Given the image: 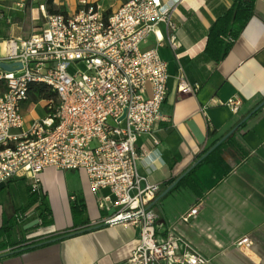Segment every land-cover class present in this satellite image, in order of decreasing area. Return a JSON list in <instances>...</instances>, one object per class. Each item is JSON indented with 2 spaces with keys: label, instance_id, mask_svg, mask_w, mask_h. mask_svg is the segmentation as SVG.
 <instances>
[{
  "label": "crops",
  "instance_id": "obj_1",
  "mask_svg": "<svg viewBox=\"0 0 264 264\" xmlns=\"http://www.w3.org/2000/svg\"><path fill=\"white\" fill-rule=\"evenodd\" d=\"M82 1L109 14L129 0H54V5L71 15ZM235 1L182 0L173 29L159 27L163 40L151 35L141 45L143 51L157 49L168 64L162 106L166 121L137 141L138 172L146 180L142 187L159 185L160 195L264 101V0H256L254 15L224 59L217 63L206 54L211 26ZM43 3L0 0V58L9 41L43 30ZM180 69L198 88L195 94L179 93ZM235 96L242 101L238 113L225 105ZM231 137L152 209L159 216L160 237L176 232L184 241L182 252H197L210 264H264V107ZM156 153L162 154L163 167L149 164ZM105 195L109 192H92L84 170L47 168L37 178L0 184V230L11 227L0 264H125L140 243V229L107 224L113 212L100 207ZM75 204L82 206L77 218ZM195 207L198 216L184 222L182 217ZM43 211L50 224H44ZM65 231L71 234L50 242ZM242 237L252 245L236 247Z\"/></svg>",
  "mask_w": 264,
  "mask_h": 264
},
{
  "label": "built area",
  "instance_id": "obj_2",
  "mask_svg": "<svg viewBox=\"0 0 264 264\" xmlns=\"http://www.w3.org/2000/svg\"><path fill=\"white\" fill-rule=\"evenodd\" d=\"M181 2L129 0L108 14L82 1L71 15L49 14L43 3V30L23 41H9L0 58V63L23 65L15 72L0 68V184L37 178L47 168L84 170L95 195L109 192L100 196V207L113 212L107 224L140 229V243L125 264H210L197 252H182L184 241L176 232L160 237L152 205L162 189L149 183L142 187L146 180L138 172L137 141L166 121L162 106L169 81L168 64L158 50L143 51L141 45L151 35L163 40L159 27L173 29V14ZM180 71L179 93L195 94L198 88ZM31 84L46 85L57 102L45 101L47 115L26 127L24 106ZM241 104L237 96L225 103L234 113ZM198 214L195 207L182 220ZM251 245L249 237L235 242L240 248Z\"/></svg>",
  "mask_w": 264,
  "mask_h": 264
},
{
  "label": "trees",
  "instance_id": "obj_3",
  "mask_svg": "<svg viewBox=\"0 0 264 264\" xmlns=\"http://www.w3.org/2000/svg\"><path fill=\"white\" fill-rule=\"evenodd\" d=\"M255 2L256 0H236L233 6L221 17H219L217 21L211 26L209 40L206 47V54H208V56H210L215 62L218 63L227 56L234 41L238 39L248 21L254 15ZM45 4L49 14H66V12L56 9L54 0H45ZM29 96V103L32 104H37L41 101L48 100H54L57 102L56 95L50 91L46 85L43 84H31ZM231 138L232 137L228 138L221 146L230 141ZM221 146L219 148H221ZM219 148L210 154L204 161H207L211 156L217 153ZM208 151L209 150L200 155L198 160L201 159ZM200 164H198V166ZM81 208L82 206H78L76 204L73 206V214L76 218L81 214ZM42 216L44 224L51 223L49 220H47L48 215L46 211H43ZM10 228L11 227L7 225L0 230V251L5 250L9 246L7 238ZM69 234H71V231H65L64 233L58 235V237H67Z\"/></svg>",
  "mask_w": 264,
  "mask_h": 264
},
{
  "label": "water",
  "instance_id": "obj_4",
  "mask_svg": "<svg viewBox=\"0 0 264 264\" xmlns=\"http://www.w3.org/2000/svg\"><path fill=\"white\" fill-rule=\"evenodd\" d=\"M18 67L19 69H22L23 65L22 63H6V62H1L0 63V68L3 69L6 72H15L16 68ZM264 107V101L262 103H260L255 109L254 111H252V113H250L236 128H234L232 131H230L226 136H224L215 146H213L201 159H199L195 165L189 169L183 176H181L177 181H175V183H173L166 191H164L161 195H159V197L156 199V201L154 202V204L156 202H158L160 199H162L163 197H165L172 189H174L178 183L188 174L190 173L198 164H200L201 162H203L210 154H212L219 146H221L228 138H230L231 136H233L235 134V132L241 127V125H243L244 123H246L248 121V119H250L255 113H257L260 109H262ZM125 115H123L122 119L125 118ZM65 237H60L57 238L55 240H52L50 242H56V241H60ZM48 242V243H50Z\"/></svg>",
  "mask_w": 264,
  "mask_h": 264
},
{
  "label": "rangeland",
  "instance_id": "obj_5",
  "mask_svg": "<svg viewBox=\"0 0 264 264\" xmlns=\"http://www.w3.org/2000/svg\"><path fill=\"white\" fill-rule=\"evenodd\" d=\"M77 67L82 72H86V67L84 64H79ZM69 72L73 74L76 72V69L72 67L69 70ZM47 113H48V109L46 108V102L45 101H43V102L41 101L37 104L27 103L24 106L25 126L29 127L33 120L43 118L47 115Z\"/></svg>",
  "mask_w": 264,
  "mask_h": 264
},
{
  "label": "clouds",
  "instance_id": "obj_6",
  "mask_svg": "<svg viewBox=\"0 0 264 264\" xmlns=\"http://www.w3.org/2000/svg\"><path fill=\"white\" fill-rule=\"evenodd\" d=\"M148 160H149V164L151 165V166H158V167H163L164 166V164H165V162H164V160L162 159V154L161 153H156V154H154L153 156H150L149 158H148Z\"/></svg>",
  "mask_w": 264,
  "mask_h": 264
}]
</instances>
